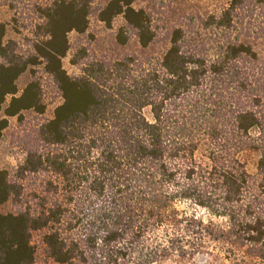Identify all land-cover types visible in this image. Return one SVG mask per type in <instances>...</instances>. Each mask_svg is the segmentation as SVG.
Segmentation results:
<instances>
[{"label": "trees", "instance_id": "obj_1", "mask_svg": "<svg viewBox=\"0 0 264 264\" xmlns=\"http://www.w3.org/2000/svg\"><path fill=\"white\" fill-rule=\"evenodd\" d=\"M135 1L39 5L25 52L0 22V138L14 119L23 153L0 169V206H10L0 264H264V63L243 25L264 0H228L201 20L208 38L182 26L160 37ZM92 14L109 28L121 17L115 45L134 37L140 51L73 47L68 34H84ZM68 54L76 74L63 67ZM50 95L60 101L46 117ZM182 201L226 223L181 211Z\"/></svg>", "mask_w": 264, "mask_h": 264}, {"label": "rangeland", "instance_id": "obj_2", "mask_svg": "<svg viewBox=\"0 0 264 264\" xmlns=\"http://www.w3.org/2000/svg\"><path fill=\"white\" fill-rule=\"evenodd\" d=\"M50 0H0V22L7 24L6 37L16 42L19 52H25L29 49L28 40L32 35L34 24L36 23V9L39 5H43ZM108 0H93V6L98 8ZM228 0H136L133 3L135 8H142L149 13L154 27L160 37H164L168 29L175 26H182L199 33L207 38L209 37L205 30L200 27V22L203 18L210 14H218L223 7L227 5ZM11 5V6H10ZM248 11L243 15V25L248 27L246 39L249 41L253 48L257 51L260 62L264 63V34L260 27L264 26V3L258 5L251 3L248 6ZM123 24L121 17L113 20L111 27H106L104 23L96 18L95 14L89 17L88 29L84 34H77L70 32L68 39L73 47L89 43V46L94 50L96 55L106 54L116 58L123 51H136L139 52L136 40L133 37L128 46L125 48L117 47L114 43V34L118 27ZM245 34V31H243ZM165 47L164 42H160L152 46L145 52L158 53ZM70 55L68 54L63 58V67L68 74H76L77 68L69 64ZM38 75H43L41 67H38ZM44 81L45 76L42 78ZM30 80L28 71L23 73L17 79V86L21 89ZM49 83V81L44 82ZM59 98L52 95L48 96L47 110L45 116H50L53 107L59 103ZM31 115V113H27ZM145 115L150 118V113L145 110ZM16 129L15 120H10V125L6 131L3 132L0 138V169L12 170L23 158V153L13 141L12 134ZM208 150L207 142L200 145L196 158L200 161H206V153ZM258 159V152L248 150L242 153V160L245 162L247 171L258 179L256 174V162ZM177 208L185 212H195L204 219L212 218L213 221L225 224V218L210 216L204 209L193 205L189 201H182L177 203ZM10 210L9 205L0 206V212ZM40 261V258L38 257ZM248 264H252V260L246 258ZM194 264H206L207 258L198 255L194 259ZM164 264H171L165 262Z\"/></svg>", "mask_w": 264, "mask_h": 264}]
</instances>
